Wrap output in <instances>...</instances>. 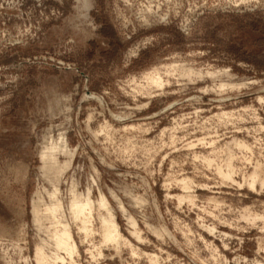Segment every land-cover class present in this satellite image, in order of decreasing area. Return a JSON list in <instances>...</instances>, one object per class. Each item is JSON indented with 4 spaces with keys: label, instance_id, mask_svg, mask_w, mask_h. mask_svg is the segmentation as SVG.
Instances as JSON below:
<instances>
[{
    "label": "clouds",
    "instance_id": "obj_1",
    "mask_svg": "<svg viewBox=\"0 0 264 264\" xmlns=\"http://www.w3.org/2000/svg\"><path fill=\"white\" fill-rule=\"evenodd\" d=\"M127 5L128 0H29L27 22L15 29V34L0 28V202L15 209L11 215L0 212V258L5 264H32L25 253L31 245H40L41 230L29 215V203L35 202L33 189L47 194L45 184L57 195L61 184L65 186L63 199L69 213L72 193L78 189L85 200L95 201L98 221L103 217L118 219L121 226H135L139 221L143 231L136 228V238L162 254L159 264H194L199 260L203 247L194 241L202 239L197 227H202L200 221L188 215L191 208L181 207L156 187L158 169L143 152L125 151L123 138L120 144L100 140L90 136L89 129L64 161L61 174L52 176L46 171L43 129L48 120L68 111H57L53 105L70 101L81 86L93 89V95L100 90L107 94L125 78L139 75L157 55L175 51L172 45L195 39L218 23L245 41L232 60L237 75L230 78L239 79L237 88L264 93V0H192L174 27L160 29L147 39L143 31L133 35L144 25L132 22ZM6 6H12L11 0H0V9ZM257 24L260 30L253 33ZM133 49L138 57L135 60L130 55ZM224 72L229 74L231 69ZM259 99L264 107V96ZM260 151L264 159V147ZM76 155L80 159L73 166ZM208 171L210 175L201 169L193 180L215 181L212 189L223 205L221 217L224 210L233 213V202L239 204L245 198L259 210V223H242L236 213L230 222L222 221L228 222L235 234L217 233L221 247L234 254L235 264H264V165L258 168L259 187L250 191H241L247 181L227 182L213 169ZM201 186L199 182L193 185ZM165 222L170 230L159 227ZM98 229L102 234V225ZM82 242L87 243L83 238ZM205 246H209L207 242ZM253 249L260 260L245 261L240 253ZM116 257H120L119 264H140L119 249L109 258ZM208 259L232 264L218 251Z\"/></svg>",
    "mask_w": 264,
    "mask_h": 264
},
{
    "label": "rangeland",
    "instance_id": "obj_2",
    "mask_svg": "<svg viewBox=\"0 0 264 264\" xmlns=\"http://www.w3.org/2000/svg\"><path fill=\"white\" fill-rule=\"evenodd\" d=\"M191 2L192 0H128V15L132 22L144 25L133 35L143 31L144 38L147 39L155 36L160 29L174 27V22L181 19L180 14L187 11ZM11 4V7L0 9V28H7L15 34L14 30L27 22L29 0H11ZM177 4L181 7L176 8ZM131 26L132 24L129 25ZM259 30V24L253 26V33ZM244 43L240 35L226 30L223 23H218L207 32H201L195 39L172 45L175 51L165 50L163 54L157 55L139 75L133 74L125 78L121 85L107 94L100 90L93 95V89L81 86L70 101H57L53 105L57 111L63 108L68 111L48 120L43 129L44 147L58 144L62 137L65 138L68 154L57 155L61 165L89 129L88 134L100 140L120 144L123 138L125 151L131 148L133 152H143L158 169L156 174L160 179L156 187L181 207L191 208L188 215L194 221L198 219L202 225L197 226L202 239L194 243L202 246L203 251L198 252L199 260L194 261V264H218V261L208 259L214 257L217 251L235 264L234 254L221 247L217 236V233L229 236L235 234V229L228 226L233 213L242 217V223H259V210L253 209L247 198L239 204L233 202V213L224 210L221 217L219 212L223 205L214 198L212 189L215 181L204 178L193 180V176L201 169L206 175H210L208 170L213 169L218 177L227 182L247 181V186L241 191L259 187L258 168L264 165V159L260 158V149L264 147V107L261 106L259 97L264 96V93H259L254 88H237L239 79L230 78L237 75L232 60ZM135 51L133 49L130 53L133 60L138 58ZM226 68L231 69L229 74H225ZM153 76L161 78V86L150 82ZM189 80H194V83L186 84ZM153 91L163 94L154 95ZM79 159V155L73 158V166ZM61 172L47 173L55 176ZM238 172L242 174L237 175ZM198 182L203 186L193 187ZM44 187L52 189L47 184ZM64 188L61 184L59 190L61 201L65 205ZM33 191L36 192L35 202L29 203V215L35 223L33 213L36 207L42 216L40 222L35 224L41 230L40 245L45 247L46 264H81L86 259L91 264H119L120 257L109 258L117 249L122 255L138 259L140 264H154L155 261L158 264L162 258L157 249L140 243L132 235L137 227L143 231L139 221H136L137 225L133 229L134 226H121L118 219L116 222L122 237L124 236L123 240L128 241H122L120 247L114 243L104 244L97 230L94 235L85 239L84 234L72 224L76 252L70 257L64 251L55 250L48 233L52 219L44 211V203L49 200L46 194L42 195L35 189ZM77 191L79 192L78 189ZM14 211L10 205L0 202V212L11 215ZM95 214L97 215V209ZM96 215L94 227L98 229L100 223ZM159 227L170 230L166 222ZM189 228H193V225H189ZM195 232L196 229H193V235ZM253 232L260 234L256 229ZM82 238L87 241L86 244L82 242ZM180 238L177 234V239ZM150 239L154 240L152 237ZM123 242H127V245L130 242L131 245L124 248ZM205 242L209 246H205ZM38 246L31 245L25 253L32 259V264H39L35 256ZM56 253L64 260H56ZM240 255L245 261L261 258L256 255L255 249L244 250ZM0 264H5L3 258H0Z\"/></svg>",
    "mask_w": 264,
    "mask_h": 264
},
{
    "label": "bare ground",
    "instance_id": "obj_3",
    "mask_svg": "<svg viewBox=\"0 0 264 264\" xmlns=\"http://www.w3.org/2000/svg\"><path fill=\"white\" fill-rule=\"evenodd\" d=\"M150 82L157 86L162 85L161 78L157 76L151 77ZM63 138L64 137L61 138L62 140L58 144L57 143L54 144L53 142H51L53 144L45 145L44 147L43 155H44L45 161L47 162V168H46L47 172L59 173L60 171H62V165L58 162L57 155L59 153L68 154L67 143L64 140L65 138L64 139ZM253 183H255V181H253ZM185 188H187V186ZM46 196L49 201H46L44 203V211H45V214L52 219L51 220L52 226H51V229L48 230V233L50 235V238L53 241L54 247L56 248L55 250L64 251L70 257H72L77 249L76 244L72 238V228H73V226L71 227L72 224H74V226L77 228V230L80 233L84 234L85 239H87L88 237H90L91 235H94L97 231H99V229H95L94 227V220H95L94 218H95V215H96L95 213L97 209L95 207V201L91 199L85 200L83 196H81L79 192L75 190L72 193L71 212L69 213L68 208L61 201L60 195H57L52 189L47 191ZM100 207L103 208L104 205H100ZM33 215H34L35 223H39L42 216L38 208L36 207L34 208ZM69 218H71V221H72L71 223H69ZM99 223L100 225H102V234H100L102 238L101 237L100 238L101 240L103 239L104 244L107 243L108 245V243L110 244L112 243V245L116 244L115 246H117L121 244L122 241L126 240V239L123 240L124 236L122 237L121 232L119 230L118 223L116 221H112L108 219L107 217H103L101 220H99ZM135 225H137L136 221H135ZM135 227L136 226H134L133 229H135ZM132 235L136 236V230L134 231V234ZM128 245H131L130 242ZM118 247H120V245ZM44 248L45 247H43L42 245H39L36 248L35 256L39 264H46L47 262V256L44 252ZM55 259L64 260L62 257L58 256L57 253H56ZM156 259L158 258L156 257Z\"/></svg>",
    "mask_w": 264,
    "mask_h": 264
}]
</instances>
